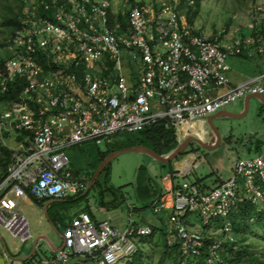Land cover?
I'll return each mask as SVG.
<instances>
[{
  "label": "built area",
  "instance_id": "1",
  "mask_svg": "<svg viewBox=\"0 0 264 264\" xmlns=\"http://www.w3.org/2000/svg\"><path fill=\"white\" fill-rule=\"evenodd\" d=\"M196 1L134 3L117 11L112 0H25L7 47L12 57L0 70L1 94L18 84L23 88V98L5 104L0 125V157L2 148L11 151L7 173L0 168L3 229L12 233L22 223L19 200H62L87 192L89 173L70 171V148L101 145L158 123L178 130L248 95L264 96V74L238 85L227 75L230 57L264 56V25L251 33L201 32L186 14ZM12 137L16 143L9 146L5 141ZM234 171L212 190L184 181L174 191L170 221L181 263L200 264L206 240L184 214L208 221L233 215L246 199H264V150L238 159ZM224 228V233L233 229ZM153 231L133 220L120 230L80 213L63 229L59 250L37 264H67L72 258L117 264L138 252L136 238ZM205 262L229 264L220 243L209 244Z\"/></svg>",
  "mask_w": 264,
  "mask_h": 264
},
{
  "label": "rangeland",
  "instance_id": "2",
  "mask_svg": "<svg viewBox=\"0 0 264 264\" xmlns=\"http://www.w3.org/2000/svg\"><path fill=\"white\" fill-rule=\"evenodd\" d=\"M160 1L162 0H112V4L114 9L120 11L129 4L151 5ZM18 2V0H0L1 56L8 52L9 48L6 47L10 40V29L4 26V22L6 18L12 17V10L18 12ZM196 6L193 11H198V14L193 21V26L201 32L212 33L228 29L251 33L256 27L264 25V0H197ZM192 12L187 11V17ZM227 63L230 66L227 75L232 82L241 83L264 74V56H232ZM241 109L244 111V99L227 105L223 110L240 114ZM4 110L5 106L0 103V125L4 122L2 115ZM213 125L220 134V143L214 149H205L192 141L178 159L192 155L194 162L187 170V177L173 176L174 183L188 181L195 184L201 191L212 190L220 182H227L234 177V166L238 159L255 157L258 154L255 150L258 145L261 151L264 150V104L256 98L249 99L248 109L242 117L215 118ZM120 138L122 140L124 136ZM5 143L13 146L16 140L12 137ZM93 145L94 143H83L67 150L71 159L69 168L74 175L92 172L91 165L95 160H88L86 155ZM99 147L101 151L106 150L104 143ZM171 163L173 164V162L160 163L142 152H127L117 156L101 173L97 183L91 189L88 187L81 198L69 196L62 200H51L44 204L43 209L37 208L38 216H43L45 219L43 227L46 236L53 245L60 247L62 228L74 215L85 211L92 214L97 221H111L120 230H125L130 221L134 220L143 226L156 229L155 236L144 237L140 246L141 254L126 257L117 264H159V259L166 250V237L173 233V228L170 210L157 212V205L153 202L157 201L162 190L166 193L164 178L172 176ZM245 202L253 203L254 219L248 222L249 217H245L243 223L249 224V227L243 232L232 229L224 233L225 226L240 223L239 216L215 217L206 221L197 214H190L188 221L193 225L192 229L195 232L205 235L206 239L220 243L222 251L234 244L237 250L239 246L245 250L250 246L252 256L245 259L243 264L259 262L264 264V230L262 229L264 227L257 220V213L260 210L264 214V199L255 200V202L246 199ZM48 204L49 214L45 210ZM165 204L169 203L165 202L161 205ZM243 212L248 213L246 210ZM236 213L240 214L241 211L238 209ZM31 215H34V212L27 209L26 216L32 225L34 222ZM261 222H264V219ZM206 223H208L207 228H205ZM0 236H2L1 252L3 244H10L12 236L2 226H0ZM172 237L176 239L174 235ZM230 238L234 241H230ZM135 241L138 243L139 238ZM41 243L43 244L32 260L28 263L14 261L13 264H37L39 261L48 260L53 254L52 248L47 242ZM30 245L31 242H28L27 249ZM14 254L18 255V253ZM14 257L17 256L14 255ZM181 260H183L181 254H176L164 264H183ZM78 261L79 264H95L86 262L82 258H72L67 264H77Z\"/></svg>",
  "mask_w": 264,
  "mask_h": 264
},
{
  "label": "trees",
  "instance_id": "3",
  "mask_svg": "<svg viewBox=\"0 0 264 264\" xmlns=\"http://www.w3.org/2000/svg\"><path fill=\"white\" fill-rule=\"evenodd\" d=\"M19 6H18V12H15L12 10V17L6 18L4 22V26L8 27L10 29V39L12 38V35L16 31L17 28L20 26V16L23 14V11L26 7L25 0H18ZM199 6V5H198ZM193 11L192 14H188V21L191 25H193V21L196 18L198 11ZM6 46V45H5ZM8 46V45H7ZM7 48V47H6ZM12 57V54L9 52H6L5 55H0V70L3 69V66L5 64V60L10 59ZM20 98H23V88L18 84L15 89L10 87L9 91L1 94L0 93V103L5 106L7 102H11L12 100H18ZM121 136H124V138L121 140ZM120 141H117V140ZM115 140V141H114ZM119 142V143H118ZM177 136L175 129H169L166 128L162 123H158L155 125H152L142 131L138 132H125L118 135H115L112 137L111 141H108L105 143L106 150L101 151L100 147L96 144L93 145V148L87 152V159L88 160H95L94 163H92V172H89L90 181L93 178L96 170L100 166V164L114 151L121 150L126 147H135V146H143L145 148H148L152 150L154 153L160 156H165L171 151H173L178 146ZM1 147V145H0ZM260 146L258 145L256 148V151L258 152L260 149ZM3 156L0 157V168L3 172V174L7 173V165L10 161V150L7 148H2ZM109 166V165H108ZM108 166L105 168V170L108 168ZM97 183V182H96ZM86 193V192H85ZM85 193H82L78 196H74L72 198H81L85 195ZM253 203L243 202L239 206V210L241 211L240 214L234 213L233 215H230L231 217H240V223H234L232 224V228L235 231L236 229H239V231L243 232L245 229H247L249 224H244L245 217H249L248 222L253 221ZM246 210L248 213L245 214L243 211ZM264 219V214L261 212V210L257 213V220L261 226L264 227V222H261ZM264 230V228H262ZM156 233V229H154L153 234L149 237H154ZM168 237V236H167ZM166 237V245H165V251L163 255H161L159 259V264L166 263L172 256L176 254H180V242L177 239H173L174 241L172 243H169ZM143 239H140L138 242V252L136 254H141L140 246L143 243ZM213 240L206 239L205 240V246L202 248V258L200 260V264H206L205 258L207 256V249L210 243H212ZM151 246V244H150ZM248 250V251H247ZM247 250L242 249L239 246V249L237 250V246L234 244L228 249H224L222 251V257L224 260H226L229 264H243L245 259L251 258V247L249 246ZM181 262V261H180ZM178 263V262H177ZM150 264V263H149ZM251 264V263H250ZM258 264H262L259 262Z\"/></svg>",
  "mask_w": 264,
  "mask_h": 264
},
{
  "label": "crops",
  "instance_id": "4",
  "mask_svg": "<svg viewBox=\"0 0 264 264\" xmlns=\"http://www.w3.org/2000/svg\"><path fill=\"white\" fill-rule=\"evenodd\" d=\"M246 81H248V80H246ZM246 81H244V82H246ZM244 82H241V83H244ZM231 83L233 85H238V83L241 84L240 82H232V80H231ZM244 100H245V98H244ZM241 111H242L241 113L244 112L242 109H241ZM207 119L202 120V121H198V122H194L191 124H185L183 126V129H184L185 133H189L188 135L182 136L180 128L178 130H176L175 128H172V129H175V131H176L178 143L181 144L185 141L186 138H188L190 136H194V137H198L199 139H201V138L207 139V140L201 139L205 143L214 144L215 139H214V136L212 135V130L207 123ZM202 124H204V125L202 126ZM98 146H100V145H98ZM256 148H255V150H256ZM260 152H261V150H259L257 153L259 154ZM190 156H192V155H190ZM178 160L173 162V164L171 163L172 164L171 167L173 169L172 170V176L164 178V186H165V190H166L167 194L164 193V190H162L160 192L159 197H157V201L153 202V204L157 205V208H156L157 212H161V211L162 212L163 211L168 212L170 210V216L173 214L174 191L177 190L180 187V185L182 184V183H178V181L176 183H174V179H173V176L180 177L178 172H176V170H175V165L178 162ZM185 172H187V171H185ZM221 183H223V182H220L219 185ZM47 201H51V200H47ZM47 201H38L37 199L32 198V197H28V199L18 201V205L21 207V211H22V215H23L24 219H23L22 223L12 233L8 232L9 235L12 236L10 244L4 243V245H3L4 247L1 248L0 254L5 255V257L7 259V264H13L11 257L14 255L19 257V258L28 257L30 255V253L32 252L34 240L37 237L47 235L46 232L44 231V227H43V223H44L45 219L43 216H38V214H37L38 213L37 208L43 209V206ZM165 202H168L169 204H165L162 206L161 204H163ZM48 208H49V204H48V207L45 208L47 214H49ZM27 209L34 212V215L30 216L34 222L32 225L28 222V219L26 216ZM81 213H88V212L85 211V212H81ZM79 214L80 213H77L76 215H74L71 218V220ZM90 215L92 216V218L95 221H97L92 214H90ZM189 215L190 214H184L183 219L185 220L186 224L192 229L193 225L188 221ZM159 219L161 220L162 218H159ZM70 221L62 228V232H63V229L70 223ZM134 222L138 225L143 226L142 224L138 223L137 221H134ZM31 227H32V229H31ZM62 232H61V235H62ZM172 232H173V230H172ZM168 235L172 236L174 234L172 233V234H168ZM168 237H167V240H168ZM0 240H2V239H0ZM28 242H31L29 249H27V243ZM53 247L55 248L58 246L54 245ZM20 252H21V254H19ZM52 252L54 254L55 251L52 250ZM14 253H18V255L14 254ZM53 254H52V256H53ZM25 263H28V261Z\"/></svg>",
  "mask_w": 264,
  "mask_h": 264
},
{
  "label": "water",
  "instance_id": "5",
  "mask_svg": "<svg viewBox=\"0 0 264 264\" xmlns=\"http://www.w3.org/2000/svg\"><path fill=\"white\" fill-rule=\"evenodd\" d=\"M250 98H256L258 99L260 102H262V104H264V96L262 95H248L245 100H244V112L240 113V114H233L227 110H223L215 115H212L210 117H208L207 119V123L210 126L211 130H212V135L214 136L215 139V143L214 144H208L205 143L204 141H202L201 139H199L198 137H194V136H190L188 138L185 139V141L181 144H179L173 151H171L170 153H168L165 156H160L157 155L156 153H154L152 150L145 148L143 146H135V147H126L123 148L121 150H117L114 151L113 153H111L98 167V169L96 170L93 178L91 179L90 183H89V189H91L97 179L99 178V176L101 175V173L105 170V168L111 163V161L116 158L117 156L127 153V152H142L145 153L149 156H151L152 158H154L156 161L160 162V163H168V162H175L178 160V157L185 152V150L189 147L190 143L192 141L198 143L200 146H202L205 149H214L219 143H220V134L218 132V129L216 127H214L213 125V119L215 118H220V117H234V118H239L242 117L243 114L247 111L248 109V105H249V99ZM194 162V158L192 156H187L181 160H178V162L175 165V170L178 173H183L185 171L188 170L189 166ZM187 173V172H186ZM48 207V206H46ZM0 239H2V237L0 236ZM39 241H45L47 243L50 244L51 248L53 251H57L59 250L58 247H53L54 245L51 243V241L49 240V238L47 236H41V237H37L36 240L33 243V249L32 252L30 253V255L26 258H17L12 256V262L14 261H21V262H27L31 259V257L35 254L36 252V248H37V244L39 243ZM4 245V244H3ZM0 264H7V259L5 257L4 254H0Z\"/></svg>",
  "mask_w": 264,
  "mask_h": 264
},
{
  "label": "flooded vegetation",
  "instance_id": "6",
  "mask_svg": "<svg viewBox=\"0 0 264 264\" xmlns=\"http://www.w3.org/2000/svg\"><path fill=\"white\" fill-rule=\"evenodd\" d=\"M35 240H36V239H35ZM35 240H34V241H35ZM41 242H45V241H39V243L37 244L36 252H35V254L31 257L30 260H32V258L37 254L38 250L40 249L41 245L43 244V243H41ZM30 260H29V261H30ZM29 261H28V262H29Z\"/></svg>",
  "mask_w": 264,
  "mask_h": 264
},
{
  "label": "bare ground",
  "instance_id": "7",
  "mask_svg": "<svg viewBox=\"0 0 264 264\" xmlns=\"http://www.w3.org/2000/svg\"><path fill=\"white\" fill-rule=\"evenodd\" d=\"M185 125V124H184ZM184 125H182L181 127H180V131H181V133H182V136H184V135H188L189 133H185V131H184V129H183V126ZM209 131V130H208ZM210 135V134H209ZM201 139H203V138H201ZM203 140H207V139H203Z\"/></svg>",
  "mask_w": 264,
  "mask_h": 264
}]
</instances>
